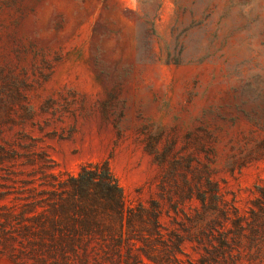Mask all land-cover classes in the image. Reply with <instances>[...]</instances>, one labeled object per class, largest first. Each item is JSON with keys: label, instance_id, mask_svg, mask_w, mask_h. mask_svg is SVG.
Listing matches in <instances>:
<instances>
[{"label": "rangeland", "instance_id": "obj_1", "mask_svg": "<svg viewBox=\"0 0 264 264\" xmlns=\"http://www.w3.org/2000/svg\"><path fill=\"white\" fill-rule=\"evenodd\" d=\"M0 264H264V0H0Z\"/></svg>", "mask_w": 264, "mask_h": 264}, {"label": "trees", "instance_id": "obj_2", "mask_svg": "<svg viewBox=\"0 0 264 264\" xmlns=\"http://www.w3.org/2000/svg\"><path fill=\"white\" fill-rule=\"evenodd\" d=\"M68 182L72 188L70 200L84 214L81 222L88 217L97 221L101 207L110 210L107 214L113 219L112 229L117 225L121 232L124 221L131 222L132 210L126 207L123 190L106 164L83 165L76 176L68 178Z\"/></svg>", "mask_w": 264, "mask_h": 264}]
</instances>
